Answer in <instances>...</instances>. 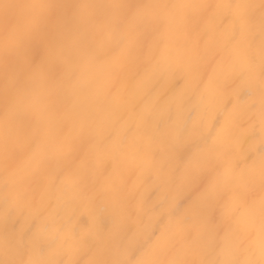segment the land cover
I'll use <instances>...</instances> for the list:
<instances>
[{"label":"snow or ice","instance_id":"snow-or-ice-1","mask_svg":"<svg viewBox=\"0 0 264 264\" xmlns=\"http://www.w3.org/2000/svg\"><path fill=\"white\" fill-rule=\"evenodd\" d=\"M105 91L109 111L132 95L134 122L100 140L86 122ZM180 146L196 210L137 224L129 202L153 175L176 179ZM81 208L142 231L138 258L132 244L53 258L97 247ZM0 264H264V0H0Z\"/></svg>","mask_w":264,"mask_h":264},{"label":"bare ground","instance_id":"bare-ground-1","mask_svg":"<svg viewBox=\"0 0 264 264\" xmlns=\"http://www.w3.org/2000/svg\"><path fill=\"white\" fill-rule=\"evenodd\" d=\"M13 2L23 4L26 3L27 0H13ZM59 2H72V0H59ZM130 87L131 82H129V88ZM132 99V95L126 93L121 97V100L113 106L112 110L109 111L105 107V105L111 101L108 92L105 91L96 95L89 109L91 112L95 113V116L91 121L86 122L87 130L91 131L93 136L103 140L114 135L125 122H134L129 120L128 109L122 106L125 100L131 101ZM113 113H116V115H113ZM70 126V122L65 125V127ZM256 147L257 149L259 148L258 138ZM188 154V150L183 146L178 148V157L174 171L176 179L172 182L165 183L161 180H157L153 175L140 186L139 192L142 195V205L137 207L135 200L130 201L128 204L132 210L133 219L136 220L137 224L144 226L150 223L154 227L160 228L174 218L173 210L177 206L184 209L191 205L192 210H196V205L199 203L198 190L195 187H180L178 184L179 173L184 167ZM25 155L26 153H22L21 160L25 158ZM138 174L139 169L127 167L124 170L123 180L126 184L132 185L136 182ZM146 175L148 174L146 173ZM41 179L43 178L41 177ZM50 195L52 199H55V192L50 193ZM112 225L113 217L109 214L101 215V213L96 212L92 215L82 208L79 209L77 211V227L82 231H87L89 229L98 231L100 235L97 239V247L91 249L86 248L77 255L53 252V258L65 262L73 259L86 262L98 251L117 250L129 244L133 245L134 251H132L128 258H138L139 252L144 246L143 232H138L135 241H133L131 239V231H134L135 228L129 232H121L112 229ZM11 226L17 232H26L31 227V220L29 219L28 212L25 211L17 214L13 218ZM179 247L180 246L177 245V248L172 250L169 256L184 258L180 255Z\"/></svg>","mask_w":264,"mask_h":264}]
</instances>
